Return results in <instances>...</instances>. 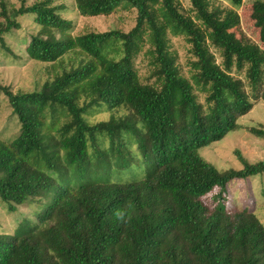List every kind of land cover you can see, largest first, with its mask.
Masks as SVG:
<instances>
[{"label":"trees","instance_id":"1","mask_svg":"<svg viewBox=\"0 0 264 264\" xmlns=\"http://www.w3.org/2000/svg\"><path fill=\"white\" fill-rule=\"evenodd\" d=\"M20 1L19 9L8 10L0 0V35L17 29L16 18L25 14H33L44 33L70 29L53 0L29 7ZM74 2L89 17L111 15L125 3L136 12L135 24L128 32L74 39L31 37L33 59L52 63L78 48L88 61L38 91L3 89L20 131L0 143V201L9 214L25 204L36 209L34 221L25 218L12 234L0 233V264H264V226L256 216L202 201L215 187L264 173V161L221 174L195 155L234 130L252 104L243 83L215 64L206 34L227 69L248 65L264 101V56L232 31L239 24L235 11L228 20L207 0H189L199 25L178 0ZM249 19L264 44V0L252 2ZM172 33L188 42V77L170 48ZM108 49L114 57L106 56ZM141 53L149 59L144 83L135 66ZM99 111L111 113L109 119L90 122ZM136 171L142 175L137 183L123 181ZM178 223L182 235L174 231ZM164 238L169 244L161 250ZM123 239L129 250L118 262L114 249Z\"/></svg>","mask_w":264,"mask_h":264},{"label":"rangeland","instance_id":"2","mask_svg":"<svg viewBox=\"0 0 264 264\" xmlns=\"http://www.w3.org/2000/svg\"><path fill=\"white\" fill-rule=\"evenodd\" d=\"M5 1L8 10H17L22 6L20 0ZM40 1L43 0H26L24 5L29 7ZM253 1L255 0H242V5L239 8H234L226 0H207V3L211 9L223 13L228 20L234 18L233 13L229 10L235 11L239 24L232 31L244 43L250 45L252 43L254 46L252 48H257L263 57L264 44L260 43L258 32L249 19L250 6ZM178 2L186 15L196 21L189 0H178ZM52 6L56 8L60 18L71 23L70 29L65 32L66 34H60L59 31L51 28H47L50 30H46L44 33L40 22H35V16L25 14L16 18V22L19 24L17 29L0 35V143H10L20 131V125L12 114L8 99L3 91L4 88L12 93L38 91L46 82H50L71 68L88 61V58L78 48L66 52L52 63L33 59L27 52L32 36L39 39L52 37L55 40H64L66 36L74 39L91 32L102 33L111 30L128 32L135 24L136 12L134 9L128 8L125 3H121L111 15L94 17L81 15L76 9L74 0H53ZM196 22L200 25L199 21ZM2 24H5V21L0 15V29ZM206 36L208 50L213 56L215 64L243 83L252 104L249 112L237 118L234 130H231L222 140L196 150L195 155L221 174L238 172L264 161V101L261 98L262 92L258 90V86L250 78L248 65L244 67L233 65L227 69L220 49L214 46L208 34ZM168 37L170 48L176 54L181 73L188 77L190 64L193 61L189 53L188 42L178 34L172 33ZM106 56L112 58L114 52L108 49ZM148 62L149 59L145 58L143 53L135 61L142 83L149 76ZM199 97L200 101L203 102L204 95L200 94ZM90 111L92 110L90 109ZM122 113L123 111L117 114ZM110 115L111 113L106 111L93 112L88 116V119L90 122L105 121L109 119ZM198 167L200 170L201 166ZM130 176V174L126 175L123 181L132 185L137 183L142 175L136 171L135 176ZM158 197L167 199V197L159 194ZM202 201L210 209H216L220 205L225 206L227 212L247 209L264 226V173L233 179L227 183L224 190L215 187L203 194ZM35 209V204H25L19 207L16 213L9 214L5 205L0 201V233L12 234L25 218L34 221L33 212ZM174 231L176 234L182 235L183 226L178 223ZM168 244L169 239L164 238L161 242V250L166 248ZM128 250L127 242L124 239L121 240V243L114 249L118 262L125 260Z\"/></svg>","mask_w":264,"mask_h":264},{"label":"clouds","instance_id":"3","mask_svg":"<svg viewBox=\"0 0 264 264\" xmlns=\"http://www.w3.org/2000/svg\"><path fill=\"white\" fill-rule=\"evenodd\" d=\"M117 216L120 217V218H122V217H123V213H119V212H118V213H117Z\"/></svg>","mask_w":264,"mask_h":264}]
</instances>
